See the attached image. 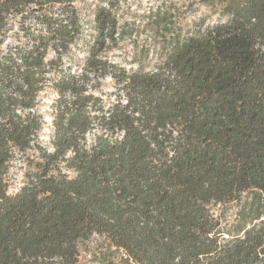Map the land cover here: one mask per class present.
Listing matches in <instances>:
<instances>
[{"label": "trees", "instance_id": "1", "mask_svg": "<svg viewBox=\"0 0 264 264\" xmlns=\"http://www.w3.org/2000/svg\"><path fill=\"white\" fill-rule=\"evenodd\" d=\"M76 2L0 0V264H79L95 235L120 264H264V0H189L218 18L191 27L156 12L159 59L130 71L104 56L113 12Z\"/></svg>", "mask_w": 264, "mask_h": 264}, {"label": "rangeland", "instance_id": "2", "mask_svg": "<svg viewBox=\"0 0 264 264\" xmlns=\"http://www.w3.org/2000/svg\"><path fill=\"white\" fill-rule=\"evenodd\" d=\"M76 6L83 21L93 19V13L97 8L113 12L118 20L117 41L108 44L110 50L104 56L128 71L137 69L140 65H154L159 59V47L165 30L164 27H157L154 24L153 15L156 12L168 13L172 17L174 26L170 28L191 27L200 20L211 23L218 19L217 16L212 15L210 8L193 5L189 0H77ZM82 48L83 46H80L76 49L73 57V61L80 67L86 56L85 52L81 51ZM102 88L107 93L112 92L114 90L112 80L104 81ZM41 98L44 126L40 133V143L43 147L51 149L53 127L50 107L54 96L51 92H46ZM30 169V162L25 156L14 163L10 174V193L20 190L26 182V174ZM219 209L224 214L225 224L230 227L236 218L237 207L220 206ZM79 249V264H103L107 261L120 264L126 258L123 251L114 248L105 237L100 235L80 242Z\"/></svg>", "mask_w": 264, "mask_h": 264}]
</instances>
